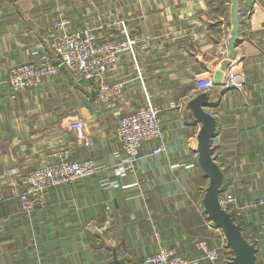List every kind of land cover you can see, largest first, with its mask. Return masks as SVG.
Masks as SVG:
<instances>
[{"label": "crops", "instance_id": "crops-1", "mask_svg": "<svg viewBox=\"0 0 264 264\" xmlns=\"http://www.w3.org/2000/svg\"><path fill=\"white\" fill-rule=\"evenodd\" d=\"M239 36L230 55L233 0H0V264H129L162 246L176 247L191 264H231L233 250L209 219L203 199L209 178L198 162L197 121L188 101L211 93L207 110L218 118L213 154L225 181L221 197L257 245L264 264V0H239ZM92 28L114 40H136L102 73L123 83L110 103L98 99L99 81L68 69L12 96V66L49 54L57 20ZM227 61L243 70L241 87L217 82L200 90L196 78ZM162 107L163 142L147 141L131 159L116 135L120 117L145 103ZM83 119L81 134L69 122ZM94 159L97 170L49 189L48 203L23 211L24 176L59 150ZM206 239L224 253L212 261L196 249ZM226 247V249H225Z\"/></svg>", "mask_w": 264, "mask_h": 264}, {"label": "built area", "instance_id": "built-area-1", "mask_svg": "<svg viewBox=\"0 0 264 264\" xmlns=\"http://www.w3.org/2000/svg\"><path fill=\"white\" fill-rule=\"evenodd\" d=\"M68 23L69 20L60 19L54 23V26L56 29L64 30ZM136 44V40L132 39L127 31L125 37L114 40L99 39L89 29L62 31L54 43V49L58 54L57 60L44 57L37 62H21L11 67L8 77L10 92L12 96H15L23 91L34 89L40 86L45 78L59 74L63 68H68L85 79L100 76L107 66L119 61L120 54L125 50H129L132 57L137 59ZM243 80L244 74L240 64L230 61L224 69L221 84L225 87H241ZM216 84L212 75H200L196 78V86L200 90H210ZM122 92V82L100 79L98 97L102 102H112ZM162 110L159 104L147 97L145 103L120 117L116 134L128 157L137 158L143 144L152 140L159 141L158 146L153 150L154 153L164 151ZM69 127L81 134L85 128V122L79 118L70 121ZM80 137L84 136L81 134ZM96 170L97 166L92 158H74L72 151L68 148L55 152L47 163L34 168L24 177L23 190L19 194L23 211L30 213L44 207L50 188L70 184ZM261 170L264 174V159ZM232 200L228 193L221 197V203L227 210ZM256 204L264 205V197L259 198ZM218 229L224 234L221 228L218 227ZM195 247L212 261L224 253V246H212L204 238L197 240ZM229 249L232 250L230 246ZM141 264H191V260L182 255L176 247L162 246L157 251L146 254Z\"/></svg>", "mask_w": 264, "mask_h": 264}, {"label": "water", "instance_id": "water-1", "mask_svg": "<svg viewBox=\"0 0 264 264\" xmlns=\"http://www.w3.org/2000/svg\"><path fill=\"white\" fill-rule=\"evenodd\" d=\"M239 0H233L232 12V31L229 39L230 55L236 53V43L239 36ZM228 65L227 61L222 64L221 69L216 71L214 78L216 82H221L224 76V69ZM212 105L211 93L206 91L191 98L187 103L194 118L201 123L197 133L198 141V162L206 176L209 178V184L205 189L203 199L205 211L209 219L223 230L228 246L233 250L231 264H259L257 262V245L251 242L244 234L240 222L236 221L232 213L228 211L221 203V192L225 181V174L221 165L217 162L213 154L212 140L218 128V118L214 113L207 110L206 107ZM114 261L118 264H129L128 261L119 256L115 247H113Z\"/></svg>", "mask_w": 264, "mask_h": 264}, {"label": "rangeland", "instance_id": "rangeland-1", "mask_svg": "<svg viewBox=\"0 0 264 264\" xmlns=\"http://www.w3.org/2000/svg\"><path fill=\"white\" fill-rule=\"evenodd\" d=\"M72 29H80V30H85V29H89V30H91V31H93L97 36H98V38L99 39H102L99 35H98V33H96L95 32V30L94 29H92V28H89V27H86V28H80V27H74V28H66V29H64V30H60V31H58L56 34H54V36H53V39L54 40H52V43L50 44L51 45V47L53 48V50L55 51V49H54V43H55V40H56V38H57V36L62 32V31H68V30H72ZM125 34H126V31H124V35H123V37H125ZM129 34V33H128ZM129 36L132 38V39H134L130 34H129ZM123 37H121V38H123ZM121 38H119V39H121ZM55 54H56V58L58 57V54H57V52L55 51ZM135 54H136V58H137V49L135 48ZM44 57H48V58H50V59H54V58H52L49 54H45V55H43L40 59H38V60H33V61H35V62H37V61H40L41 59H43ZM58 59V58H57ZM133 59H134V57H133ZM24 62H28V61H24ZM21 63V62H20ZM117 63V62H116ZM114 65V64H113ZM113 65H109V66H107V67H110V66H113ZM106 67V68H107ZM105 68V69H106ZM11 69V68H10ZM63 69H68V68H63ZM105 69L102 71V73L105 71ZM69 71H71V72H73V73H75L74 71H72V70H70V69H68ZM10 71V70H9ZM102 73H101V75L100 76H96V77H93L94 79H96V80H98L99 81V86H100V79L102 78V79H104L103 78V75H102ZM76 75H77V73H75ZM79 76V75H78ZM80 77V76H79ZM48 78V77H47ZM80 78H82V77H80ZM93 78H91V79H93ZM46 79V78H45ZM44 79V80H45ZM82 79H85V78H82ZM87 80H89V79H87ZM105 80V79H104ZM107 81V80H106ZM115 82H117V81H115ZM98 93H99V91H98ZM122 94V93H121ZM98 99H99V97H98ZM100 100V99H99ZM101 101V100H100ZM102 102V101H101ZM104 103H106V102H104ZM110 103V102H109ZM85 126H86V124H85ZM85 129V128H84ZM117 135V134H116ZM118 137V136H117ZM123 146V145H122ZM124 151V150H123ZM125 153V152H124ZM97 166V165H96ZM28 174V173H27ZM26 174V175H27ZM25 175V176H26ZM24 176V177H25ZM24 180V179H23ZM208 184H209V182H208ZM68 185V184H67ZM48 194V193H47ZM47 203H48V200H47ZM47 203H46V205H47ZM45 205V206H46ZM44 206V207H45Z\"/></svg>", "mask_w": 264, "mask_h": 264}]
</instances>
